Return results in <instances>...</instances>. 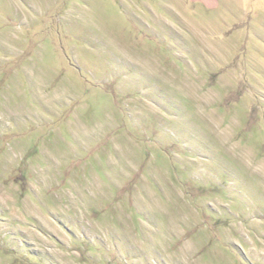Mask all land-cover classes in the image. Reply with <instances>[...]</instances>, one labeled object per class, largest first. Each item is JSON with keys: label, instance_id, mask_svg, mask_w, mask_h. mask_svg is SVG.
<instances>
[{"label": "rangeland", "instance_id": "1", "mask_svg": "<svg viewBox=\"0 0 264 264\" xmlns=\"http://www.w3.org/2000/svg\"><path fill=\"white\" fill-rule=\"evenodd\" d=\"M0 264H264V0H0Z\"/></svg>", "mask_w": 264, "mask_h": 264}, {"label": "crops", "instance_id": "2", "mask_svg": "<svg viewBox=\"0 0 264 264\" xmlns=\"http://www.w3.org/2000/svg\"><path fill=\"white\" fill-rule=\"evenodd\" d=\"M204 6V8H214L216 5L219 4L220 0H192ZM218 3V4H217Z\"/></svg>", "mask_w": 264, "mask_h": 264}]
</instances>
